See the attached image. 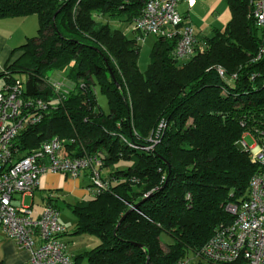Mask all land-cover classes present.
I'll return each instance as SVG.
<instances>
[{
  "label": "trees",
  "instance_id": "16d2710c",
  "mask_svg": "<svg viewBox=\"0 0 264 264\" xmlns=\"http://www.w3.org/2000/svg\"><path fill=\"white\" fill-rule=\"evenodd\" d=\"M225 1L227 26L196 34L194 56L179 58L177 37L158 36L142 71L137 38L98 16L134 22L145 0H0V19L36 14L39 21L0 79H21L26 94L48 102L40 122L15 138V156L58 136L71 153H98L117 177L109 190L71 205L74 233L100 238L74 264H235L198 254L232 222L227 205L249 196L258 171L241 140L264 142V55L257 58L264 28L249 0ZM55 70L66 73L65 97L52 86ZM120 162L127 166L114 168Z\"/></svg>",
  "mask_w": 264,
  "mask_h": 264
},
{
  "label": "built area",
  "instance_id": "2783aa9c",
  "mask_svg": "<svg viewBox=\"0 0 264 264\" xmlns=\"http://www.w3.org/2000/svg\"><path fill=\"white\" fill-rule=\"evenodd\" d=\"M181 1L145 0L142 13L134 20L137 40L144 41L150 34L177 37V56L183 59L194 56L198 37L179 10ZM188 2L192 6V0ZM249 2L257 25L264 28V0ZM263 55L264 48L257 58ZM219 71L223 76L224 70ZM52 86L64 97L70 90L63 80H52ZM47 108L48 102L42 96L26 94L21 79L0 89V231L21 247L32 250L31 264H74L64 237L67 227L60 222L59 208L54 205L55 196L52 193L46 196L53 200L44 199V210L38 216L33 215L32 205H25V196L38 188L41 174L49 171L67 176L89 171L88 186L93 196L109 190L117 177L103 174L104 160L98 153H71L58 136L16 157L15 138L24 128L40 122ZM254 140V145H249L244 137L241 140L258 165L250 181L249 196L227 205L226 209L234 216L232 222L215 231L198 257L235 264H264V142ZM175 264L193 263L184 259Z\"/></svg>",
  "mask_w": 264,
  "mask_h": 264
},
{
  "label": "rangeland",
  "instance_id": "374dc122",
  "mask_svg": "<svg viewBox=\"0 0 264 264\" xmlns=\"http://www.w3.org/2000/svg\"><path fill=\"white\" fill-rule=\"evenodd\" d=\"M198 1V5L201 3H207L210 5L211 9H213L212 13L206 16V18L203 19L202 23H197L196 21L194 24H191L194 25V29L199 33V37L212 34L213 27L224 29L227 26L231 18V10L225 0ZM179 10L183 14V12L186 10V3L182 2L179 5ZM98 18L101 22L108 23L112 29H119L131 38L136 37V34L134 32V22L127 20L126 17L117 18L111 17L107 14H103L98 16ZM204 29H206L205 32L203 31ZM156 38L157 37L155 35L150 34L145 37L144 41H139V65L142 71L146 70L149 66L151 49ZM57 73H60L59 78H61V80L67 79L65 71L55 70L50 72L51 77L53 79L55 78L54 80H58ZM1 84L2 80H0V85ZM96 91L97 99L101 108L104 111L108 112L109 104L107 97L100 91L99 88H97ZM246 140L249 145L255 144V140L251 135H248L246 137ZM124 166H127V164H125L124 162H120L114 165V168H123ZM110 171V167H104L103 174H108V172ZM84 173L85 172L81 173L78 176L69 177H66L62 173L56 174L54 176L53 182H51L49 185H41L39 188L35 189L34 192L28 193L25 196L24 202L26 206L33 205L31 207L33 215L38 216L44 210L45 200L43 199V196L50 193L55 196V202L57 203L60 211L59 220L67 227V231L71 234L72 237L70 242V251L74 253V256L82 254L100 243V238L96 234L90 232L74 233L77 226V218L71 209V205L79 202V199L87 200L93 197V194L90 192L89 186L87 185L88 182L90 183L91 175H87ZM20 196V194H17V197L20 198ZM56 197H58V200H56ZM198 261L199 259L197 258L193 259L192 262L195 264L198 263ZM82 264H85V260H82Z\"/></svg>",
  "mask_w": 264,
  "mask_h": 264
},
{
  "label": "crops",
  "instance_id": "0c3cea01",
  "mask_svg": "<svg viewBox=\"0 0 264 264\" xmlns=\"http://www.w3.org/2000/svg\"><path fill=\"white\" fill-rule=\"evenodd\" d=\"M186 3L185 13L186 20L190 24L202 23L213 9L209 4L201 3L198 5V0H192V6L189 5L188 0H182L181 3ZM198 6V8H197ZM194 27V25H193ZM39 28V21L36 14L19 17H5L0 19V72H2L8 63H11L17 59L22 50H18L22 44H24L28 37L36 35ZM206 29L203 31L205 32ZM195 33H199L194 29ZM55 73V72H54ZM60 73H57V79H61ZM2 80V79H0ZM4 85L2 84L0 88ZM89 171H85L84 174L89 175ZM110 173V172H108ZM55 172H45L40 176L39 186L49 185L54 180ZM63 174V173H62ZM65 175V174H64ZM66 177H69L65 175ZM43 177V178H42ZM89 185V182L88 184ZM46 195L43 196V199ZM82 201L81 199H79ZM33 206V205H32ZM63 224V223H62ZM65 240L68 242V252L74 258V253L70 251L71 234L67 233ZM88 249V248H87ZM32 250L21 247L16 240L10 238L5 232L0 231V263L1 264H31Z\"/></svg>",
  "mask_w": 264,
  "mask_h": 264
}]
</instances>
